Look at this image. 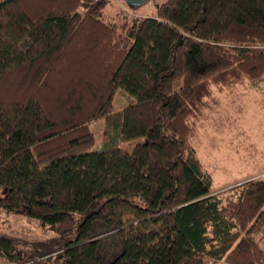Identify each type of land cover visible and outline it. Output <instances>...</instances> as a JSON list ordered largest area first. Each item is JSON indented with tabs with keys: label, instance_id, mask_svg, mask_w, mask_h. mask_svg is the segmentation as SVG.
I'll use <instances>...</instances> for the list:
<instances>
[{
	"label": "trees",
	"instance_id": "1",
	"mask_svg": "<svg viewBox=\"0 0 264 264\" xmlns=\"http://www.w3.org/2000/svg\"><path fill=\"white\" fill-rule=\"evenodd\" d=\"M111 3L0 0V206L59 230L2 264H264V173L215 191L194 145L264 81V0Z\"/></svg>",
	"mask_w": 264,
	"mask_h": 264
},
{
	"label": "rangeland",
	"instance_id": "2",
	"mask_svg": "<svg viewBox=\"0 0 264 264\" xmlns=\"http://www.w3.org/2000/svg\"><path fill=\"white\" fill-rule=\"evenodd\" d=\"M164 0H148L133 11L134 16L152 15L156 4ZM125 7L121 0H113L104 12H115ZM221 105L215 109L209 121L194 139L198 156L212 175L215 191L246 179L259 176L264 171V81L237 86L233 92L219 93ZM129 94L117 88L113 97V110L118 109ZM103 120L91 125L100 130ZM100 137L97 138V142ZM97 147L95 143L89 149ZM0 231L21 240L16 248L31 252L32 244L59 236L55 225L42 226L37 218L23 212L0 206ZM72 232L69 235L72 237ZM60 255H52L46 264H62ZM0 264L2 261L0 260Z\"/></svg>",
	"mask_w": 264,
	"mask_h": 264
},
{
	"label": "water",
	"instance_id": "3",
	"mask_svg": "<svg viewBox=\"0 0 264 264\" xmlns=\"http://www.w3.org/2000/svg\"><path fill=\"white\" fill-rule=\"evenodd\" d=\"M131 8H137L140 4L147 2L148 0H124Z\"/></svg>",
	"mask_w": 264,
	"mask_h": 264
},
{
	"label": "built area",
	"instance_id": "4",
	"mask_svg": "<svg viewBox=\"0 0 264 264\" xmlns=\"http://www.w3.org/2000/svg\"><path fill=\"white\" fill-rule=\"evenodd\" d=\"M122 11H123V12H125V11L128 12L129 10H128L127 8H125V7H122Z\"/></svg>",
	"mask_w": 264,
	"mask_h": 264
},
{
	"label": "crops",
	"instance_id": "5",
	"mask_svg": "<svg viewBox=\"0 0 264 264\" xmlns=\"http://www.w3.org/2000/svg\"><path fill=\"white\" fill-rule=\"evenodd\" d=\"M263 173H264V171H263V172H261V173L259 174V176H261Z\"/></svg>",
	"mask_w": 264,
	"mask_h": 264
}]
</instances>
